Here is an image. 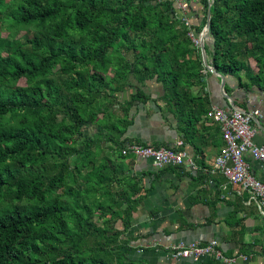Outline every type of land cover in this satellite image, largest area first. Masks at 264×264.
<instances>
[{
  "label": "trees",
  "instance_id": "16d2710c",
  "mask_svg": "<svg viewBox=\"0 0 264 264\" xmlns=\"http://www.w3.org/2000/svg\"><path fill=\"white\" fill-rule=\"evenodd\" d=\"M200 2L207 15L211 0ZM7 3L0 23L14 32L0 53V264H142L129 256L128 232L149 188L124 167L125 135L155 80L163 92L154 101L177 116L184 140L194 138L211 108L200 94L201 48L172 0H15L6 12ZM211 15L206 51L217 71L241 85L245 71L264 86V0H213Z\"/></svg>",
  "mask_w": 264,
  "mask_h": 264
},
{
  "label": "crops",
  "instance_id": "0c3cea01",
  "mask_svg": "<svg viewBox=\"0 0 264 264\" xmlns=\"http://www.w3.org/2000/svg\"><path fill=\"white\" fill-rule=\"evenodd\" d=\"M189 16L192 24L199 27L204 21L207 23L208 12L206 15L200 0H194ZM208 59L213 60V54H209ZM250 64L256 71L251 60ZM203 72L206 86L200 94L208 93L209 107L231 106L223 98L220 78L208 68ZM225 76L224 90L234 99L237 108L245 112L259 110L253 118L257 127L255 141L264 143V86L253 83L245 71L241 72L244 85L236 75ZM144 89L152 97L148 104L133 109L134 123L125 135L129 138L127 144L143 141L152 145L177 146L182 141L179 148L187 152L188 158L181 165L162 168L143 157L131 155L122 160L124 167L149 188L134 213L132 232H128L134 238L130 244L136 247L129 256L142 264H264V216L260 208L255 203L248 204V194L238 192L222 173H211L224 145L220 125L205 114L198 122L199 131L194 138L184 140L178 129L177 116L166 107L160 108L161 101H154L163 92L160 83L148 80ZM245 156L256 177L264 180L261 162L250 153ZM189 159L193 160L194 166ZM151 211L157 214H151ZM117 225L122 227V222ZM211 239L219 241L224 257L237 260L228 263L209 255L196 262L191 258L174 259L164 250L144 248L152 243L163 246L178 241L205 243Z\"/></svg>",
  "mask_w": 264,
  "mask_h": 264
},
{
  "label": "built area",
  "instance_id": "2783aa9c",
  "mask_svg": "<svg viewBox=\"0 0 264 264\" xmlns=\"http://www.w3.org/2000/svg\"><path fill=\"white\" fill-rule=\"evenodd\" d=\"M172 1L176 7V15L189 28L188 35L194 44L200 47L202 32L197 34L193 29L189 16V1ZM257 114H259V110L245 112L233 106L214 105L208 111L207 116L220 125L224 140V145L216 156L211 173H222L238 192L247 193V203H255L264 216V180L256 177L245 156L246 153H250L264 167V143L255 141L257 127L253 124V118ZM182 144L183 142L180 141L177 146H155L133 142L124 146L121 152L123 155L150 159L155 167L162 168L168 165H181L186 161L187 152L179 148ZM189 161L194 166L193 160L189 159ZM144 248L164 250L174 259L191 258L196 262L209 255H214L228 263L237 260V258H227L222 255L217 239H211L205 243L178 241L163 246L159 243H152L147 244Z\"/></svg>",
  "mask_w": 264,
  "mask_h": 264
},
{
  "label": "water",
  "instance_id": "95a60500",
  "mask_svg": "<svg viewBox=\"0 0 264 264\" xmlns=\"http://www.w3.org/2000/svg\"><path fill=\"white\" fill-rule=\"evenodd\" d=\"M212 4H213V0H211V2L209 3L207 23H206V26L204 27V30L202 31V33L200 35V48H201V52H202L203 63H204L206 68H208L214 75H216L217 77L220 78V80H221V82H220L221 92L224 96L223 98H225L231 106L237 108L234 99L229 94H227L224 90V85L226 83V76L224 74L220 73L219 71H217V69L213 65V60H209L208 56H207L206 43L209 45L210 48L213 49L212 37H211V32H210L211 16H212L211 15ZM239 110H241V109H239ZM241 111H243V110H241Z\"/></svg>",
  "mask_w": 264,
  "mask_h": 264
},
{
  "label": "rangeland",
  "instance_id": "374dc122",
  "mask_svg": "<svg viewBox=\"0 0 264 264\" xmlns=\"http://www.w3.org/2000/svg\"><path fill=\"white\" fill-rule=\"evenodd\" d=\"M7 1H8V3H7L8 8L6 9V12H8L10 10V8L12 7L13 2L15 0H7ZM11 30H13V29H11L9 27V21L3 20L0 23V53H6L5 52V49H3L1 47V42H2V39H6V38L11 37V33L14 32V31H11ZM33 34H34L33 32L20 31V33L17 34V35H19V36H26V35L32 36ZM250 60L252 61L253 65H255V61L252 58ZM21 83H24V81H21ZM96 127L97 126H95V125H92V126L91 125H88V131L90 133H93L94 130L96 129ZM113 258L114 259H113V261H111V264H115L116 263V262H114L115 261V257H113Z\"/></svg>",
  "mask_w": 264,
  "mask_h": 264
}]
</instances>
